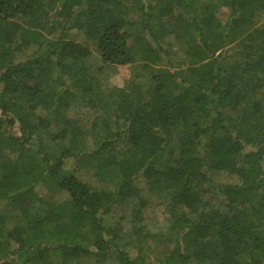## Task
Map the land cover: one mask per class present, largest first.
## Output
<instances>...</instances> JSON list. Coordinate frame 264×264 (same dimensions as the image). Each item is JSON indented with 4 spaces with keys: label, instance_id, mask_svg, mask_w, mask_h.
Returning a JSON list of instances; mask_svg holds the SVG:
<instances>
[{
    "label": "trees",
    "instance_id": "obj_1",
    "mask_svg": "<svg viewBox=\"0 0 264 264\" xmlns=\"http://www.w3.org/2000/svg\"><path fill=\"white\" fill-rule=\"evenodd\" d=\"M0 264H264V0H0Z\"/></svg>",
    "mask_w": 264,
    "mask_h": 264
},
{
    "label": "rangeland",
    "instance_id": "obj_2",
    "mask_svg": "<svg viewBox=\"0 0 264 264\" xmlns=\"http://www.w3.org/2000/svg\"><path fill=\"white\" fill-rule=\"evenodd\" d=\"M173 60H178V55L173 54ZM131 78V66H118L116 69L110 71L109 80L113 84L122 85L126 81ZM109 187V186H107ZM215 193H212L210 196L213 199H216L214 196ZM134 203L132 201L125 202L122 206L116 208V210L120 213H128L134 208ZM145 222L148 225L149 229L153 232L161 231L165 224L164 217H165V207L163 204L158 202H151L145 209ZM171 245H163V244H156L151 243L148 246L146 251L145 261L148 263H154L155 259L164 257V255L168 254Z\"/></svg>",
    "mask_w": 264,
    "mask_h": 264
}]
</instances>
